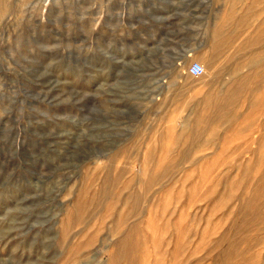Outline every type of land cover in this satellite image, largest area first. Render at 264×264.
I'll use <instances>...</instances> for the list:
<instances>
[{"label": "rangeland", "instance_id": "374dc122", "mask_svg": "<svg viewBox=\"0 0 264 264\" xmlns=\"http://www.w3.org/2000/svg\"><path fill=\"white\" fill-rule=\"evenodd\" d=\"M247 2L0 0V264H264V203L244 206L264 168V47L239 50L235 109L170 139L200 103L169 98L207 88L188 66Z\"/></svg>", "mask_w": 264, "mask_h": 264}, {"label": "bare ground", "instance_id": "6f19581e", "mask_svg": "<svg viewBox=\"0 0 264 264\" xmlns=\"http://www.w3.org/2000/svg\"><path fill=\"white\" fill-rule=\"evenodd\" d=\"M235 7L236 5L234 3H229V5L224 6L221 9L217 18L213 22L211 31L209 33V40L206 45L207 49L205 54L209 55V58L205 59L203 58L204 55H201V63L204 70L200 76H204V74L209 71L211 74V80L207 83V88L202 91H194L193 87L186 86V90L181 95H175L169 98V100H172L173 103L183 102V104H187L193 98L198 97L200 103L199 110L194 111V113L191 115H185L180 119L184 125L180 132L175 134L173 133L171 135L170 139L173 144L179 142L184 136V139L187 143H191L192 141L199 138V136L204 133L205 130L210 128V124H212L214 121L221 120L226 115V111L235 109L240 104L243 94H246L248 87L251 86L249 78H244L243 76L239 75H236L235 78L233 77L236 72L235 70L240 66L241 62L250 59L249 57H246L248 52H244L243 55L245 58L240 61L241 58L239 50L241 49L242 51L243 49L245 50L250 47L246 38H243L244 40L241 45H236L234 47V51L230 50L231 41L234 38L237 41L245 34V29L241 28L240 23L237 20L239 18L238 15L233 14ZM227 50H230V52L227 53ZM223 54H227L229 57L227 60L230 61V65L225 70H223L226 73H229L230 77L226 84L218 87L217 82L214 81L215 75L219 73L215 62L217 61V57ZM250 56L252 58V55ZM184 69L185 65L179 68L181 73L184 72ZM188 92H190L189 95ZM246 100L247 103L251 105L261 103L262 101L260 99L255 100L252 97H247ZM166 101V99H162L161 103L167 104ZM250 117V114H248L243 118V124H245L244 127L247 126V122L249 123ZM167 131H169V129H167ZM211 133H213V131ZM261 148L262 146L260 149ZM258 162L259 165L263 164V156L260 157ZM254 186L253 193L249 195L248 200L246 199L244 204V206H246L247 212H250L253 217L259 214L256 209H254L257 200L261 199L264 203V168L262 170V176L257 179Z\"/></svg>", "mask_w": 264, "mask_h": 264}, {"label": "crops", "instance_id": "0c3cea01", "mask_svg": "<svg viewBox=\"0 0 264 264\" xmlns=\"http://www.w3.org/2000/svg\"><path fill=\"white\" fill-rule=\"evenodd\" d=\"M241 5H244V7L241 8L236 6L233 11V14L238 15L239 18L237 20L239 21L241 28L250 31V34L248 33L246 36L249 46H257V48H260V51L263 52L262 49L264 47V11L260 12L262 13V16L260 20H257L255 25L247 26L246 24L249 21L250 16L253 15L252 9L256 6L264 5V0H249V2Z\"/></svg>", "mask_w": 264, "mask_h": 264}, {"label": "built area", "instance_id": "2783aa9c", "mask_svg": "<svg viewBox=\"0 0 264 264\" xmlns=\"http://www.w3.org/2000/svg\"><path fill=\"white\" fill-rule=\"evenodd\" d=\"M189 74L193 76H200L203 73V65L199 61H192L188 66Z\"/></svg>", "mask_w": 264, "mask_h": 264}]
</instances>
